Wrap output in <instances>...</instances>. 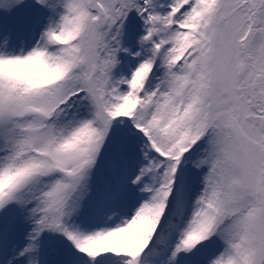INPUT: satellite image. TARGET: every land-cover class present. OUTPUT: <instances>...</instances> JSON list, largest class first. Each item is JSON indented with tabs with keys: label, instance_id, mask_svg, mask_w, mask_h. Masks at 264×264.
Listing matches in <instances>:
<instances>
[{
	"label": "snow or ice",
	"instance_id": "1",
	"mask_svg": "<svg viewBox=\"0 0 264 264\" xmlns=\"http://www.w3.org/2000/svg\"><path fill=\"white\" fill-rule=\"evenodd\" d=\"M0 264H264V0H0Z\"/></svg>",
	"mask_w": 264,
	"mask_h": 264
}]
</instances>
